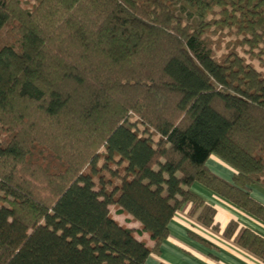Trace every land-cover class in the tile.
<instances>
[{"label": "trees", "instance_id": "obj_1", "mask_svg": "<svg viewBox=\"0 0 264 264\" xmlns=\"http://www.w3.org/2000/svg\"><path fill=\"white\" fill-rule=\"evenodd\" d=\"M195 182L264 219V0H0V264H146Z\"/></svg>", "mask_w": 264, "mask_h": 264}, {"label": "crops", "instance_id": "obj_2", "mask_svg": "<svg viewBox=\"0 0 264 264\" xmlns=\"http://www.w3.org/2000/svg\"><path fill=\"white\" fill-rule=\"evenodd\" d=\"M206 166L217 176L231 182L234 169L215 155H211ZM192 190L215 209L216 231L197 221L189 210L191 205H183L168 225V236L162 241L159 252L152 253L146 264H264L255 254L244 249L233 238L222 235L230 221L241 228H247L264 237V219L252 215L200 183H193ZM250 196L264 205V186L253 183L249 186ZM131 228H137L132 225ZM152 241L150 240L151 245Z\"/></svg>", "mask_w": 264, "mask_h": 264}, {"label": "rangeland", "instance_id": "obj_3", "mask_svg": "<svg viewBox=\"0 0 264 264\" xmlns=\"http://www.w3.org/2000/svg\"><path fill=\"white\" fill-rule=\"evenodd\" d=\"M31 1L33 2L34 0H31ZM136 118H138V117L135 116V115H133V119L132 120H135ZM138 128H139V130L142 129V127H140V125L138 126ZM100 164H101V161L98 162V166ZM110 215H111V217L113 219L117 220L119 223L124 224L126 227H131L132 225H135L136 227H139V222L136 219H134L128 213H122L121 214V213L116 212V208H115L114 205H111L110 206ZM136 237L141 238V236L138 235V234H136ZM142 238L145 239V241L147 242V244H150V240L151 239H150L149 235L146 232L143 234Z\"/></svg>", "mask_w": 264, "mask_h": 264}]
</instances>
